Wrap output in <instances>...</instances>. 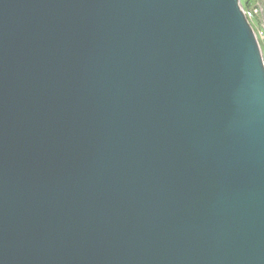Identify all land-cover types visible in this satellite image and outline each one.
<instances>
[{"label":"water","instance_id":"95a60500","mask_svg":"<svg viewBox=\"0 0 264 264\" xmlns=\"http://www.w3.org/2000/svg\"><path fill=\"white\" fill-rule=\"evenodd\" d=\"M0 264H264L240 0H0Z\"/></svg>","mask_w":264,"mask_h":264},{"label":"built area","instance_id":"2783aa9c","mask_svg":"<svg viewBox=\"0 0 264 264\" xmlns=\"http://www.w3.org/2000/svg\"><path fill=\"white\" fill-rule=\"evenodd\" d=\"M241 1L243 10L250 21L264 56V0H247V6Z\"/></svg>","mask_w":264,"mask_h":264},{"label":"rangeland","instance_id":"374dc122","mask_svg":"<svg viewBox=\"0 0 264 264\" xmlns=\"http://www.w3.org/2000/svg\"><path fill=\"white\" fill-rule=\"evenodd\" d=\"M247 0H243V3L245 4V6H247Z\"/></svg>","mask_w":264,"mask_h":264}]
</instances>
